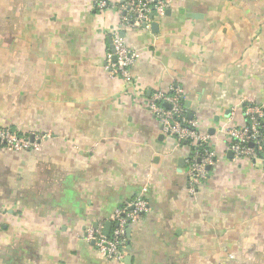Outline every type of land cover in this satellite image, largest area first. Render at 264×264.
Returning <instances> with one entry per match:
<instances>
[{"label": "crops", "instance_id": "0c3cea01", "mask_svg": "<svg viewBox=\"0 0 264 264\" xmlns=\"http://www.w3.org/2000/svg\"><path fill=\"white\" fill-rule=\"evenodd\" d=\"M106 1L0 0V128L43 138L0 146V264H264V162L228 150L264 109V0H170L134 30L111 8L127 0ZM113 31L139 53L134 87L108 69ZM172 86L218 154L195 196L189 146L147 107ZM137 198L147 212L109 262L84 232Z\"/></svg>", "mask_w": 264, "mask_h": 264}, {"label": "built area", "instance_id": "2783aa9c", "mask_svg": "<svg viewBox=\"0 0 264 264\" xmlns=\"http://www.w3.org/2000/svg\"><path fill=\"white\" fill-rule=\"evenodd\" d=\"M96 8L108 10L106 0H96ZM118 15L124 29H150L155 15L164 16L170 8V0H127L119 6L111 7ZM111 57L108 69L124 80L130 87L135 86L132 70L139 59V53L131 49L120 31H113ZM186 96L178 86L170 91L152 94L147 105L165 136L174 138L179 144L187 142L191 154L187 161V191L195 196L209 176V167L217 164V152L211 145V137L200 131L197 119L189 118L190 109L186 107ZM170 108H167L166 105ZM245 127L228 131V150L234 159H249L253 162H264V109L250 105L245 111ZM43 138L19 136L11 128H0V146L15 152L38 147ZM147 202L137 198L126 209H119L112 219L113 228L109 235L104 233V224L88 227L84 237L93 243L99 254L109 262H122L128 245V230L138 223L147 212Z\"/></svg>", "mask_w": 264, "mask_h": 264}, {"label": "water", "instance_id": "95a60500", "mask_svg": "<svg viewBox=\"0 0 264 264\" xmlns=\"http://www.w3.org/2000/svg\"><path fill=\"white\" fill-rule=\"evenodd\" d=\"M167 14H169V11L167 12ZM190 105H191L190 102H186V106H187V107H190ZM166 107H167V108H170V106H169L168 104L166 105ZM193 116H194V115H193L192 113L189 114V118H193ZM32 139H34V138L32 137ZM210 169H211V167L208 168V170H210ZM111 227H112V224H111L110 222H108V223L106 224L105 228H104V233H105V235H109V233H110V231H111ZM130 231H131V230L129 229L128 232H127L128 235H129Z\"/></svg>", "mask_w": 264, "mask_h": 264}, {"label": "trees", "instance_id": "16d2710c", "mask_svg": "<svg viewBox=\"0 0 264 264\" xmlns=\"http://www.w3.org/2000/svg\"><path fill=\"white\" fill-rule=\"evenodd\" d=\"M109 4V3H108ZM19 136H22L21 134L18 133ZM28 137V136H26ZM182 144H187V142H182ZM188 145V144H187Z\"/></svg>", "mask_w": 264, "mask_h": 264}]
</instances>
